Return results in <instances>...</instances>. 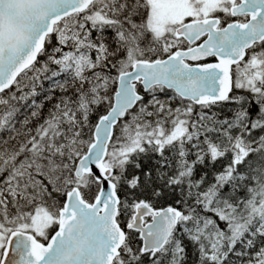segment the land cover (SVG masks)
<instances>
[{
	"label": "snow or ice",
	"instance_id": "6c2138e0",
	"mask_svg": "<svg viewBox=\"0 0 264 264\" xmlns=\"http://www.w3.org/2000/svg\"><path fill=\"white\" fill-rule=\"evenodd\" d=\"M0 264H264V0H0Z\"/></svg>",
	"mask_w": 264,
	"mask_h": 264
}]
</instances>
